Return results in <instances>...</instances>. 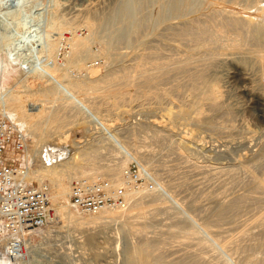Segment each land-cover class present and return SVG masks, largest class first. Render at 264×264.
Here are the masks:
<instances>
[{"label": "rangeland", "instance_id": "374dc122", "mask_svg": "<svg viewBox=\"0 0 264 264\" xmlns=\"http://www.w3.org/2000/svg\"><path fill=\"white\" fill-rule=\"evenodd\" d=\"M180 1L173 0L172 3L171 0H146V2L143 0L145 3H140L144 6H142V11L149 19L146 29H142V32L140 31L136 35L133 33L127 43L121 42L120 45L115 41L116 36L127 26H135L138 21V11L135 13L133 7L135 0L30 1L29 12H33L30 29L20 31L27 41L24 40L25 43L17 42L19 46L32 45L31 42H36V45L31 51L27 50L29 45L22 50L16 48L17 50L13 51L15 55L12 59L9 53L14 50V47H8L6 50L2 48L4 51L0 49V93L7 91L22 95L39 93L41 96L38 97L40 100L37 102L38 107L41 110L45 109L47 114L52 112L51 116L53 117H51L52 123L47 125L37 123L40 125H37L35 129L39 132L42 129L45 131L44 134L40 132L42 135L33 136L30 131L24 128V125L31 122H29V118L18 122L16 120L17 114L12 111L8 112L19 130L27 134L31 144L29 156H18L13 153H9L8 156L11 159L18 158L20 160L23 157L25 162L28 159L34 163L35 160L32 161L31 152L41 147L42 144L56 148L68 146L72 149V155H76V160L74 163L72 162L76 167L75 172L78 169L91 174L101 172L95 180L110 179L112 182L115 180L112 175L113 167L119 162L126 161L123 154H117V148L113 146L112 142L92 140L86 115L82 111L72 106L73 104H67L65 108L63 104L62 108L61 104L53 103L52 96L55 83L47 81L38 73L36 74L32 67L38 64V56L36 55H38V50L42 49L40 43L45 42L50 36L51 39L58 40L52 58L57 67L58 65L64 66L58 72V81L62 83L65 79L73 76H78V78L82 76L81 79L89 77L97 81L91 84V93L89 90V94L85 95L86 100L91 103L89 105L93 107L92 109H97L98 116L104 120L107 126L117 133L116 137L119 143L129 147L131 153L133 151L137 153L135 155L137 158L139 157L138 161L142 162L144 167H148L146 169L154 175L157 187L152 192L146 188L140 190L129 188L132 194L138 196V199L135 197L137 202L134 200L136 206L141 205L138 209L132 203L138 209L137 215L134 213L133 216L136 215L137 217L138 214L139 216L140 213L142 214L140 219H135L134 222L137 223L138 221L139 224H135L134 227L144 231L134 229L132 234V232L129 233L119 226L99 224L96 228L99 232L95 230L96 232L92 231L91 236L89 235L93 243L88 237L90 241H87L86 238L85 244L87 245H85V254L82 256H77L75 246H73L74 236L76 238L75 234L78 235L79 231L73 225L55 219L53 201L51 200L52 217L50 224L35 233L34 238L27 244L23 260L12 262L4 259L2 249V264H29L24 262L27 259L32 261V264H50L51 259L48 260L47 256H53L54 258H51L54 261L60 260L63 264H106L104 259L107 257H109L108 262L110 264H125L127 254L133 247L137 246L136 248L141 249L144 246L145 249L149 246V241L150 245H155L158 248L155 257L157 254L163 255L161 260H165L163 261L164 264L166 262L167 264L168 262L170 264H264V223L258 221L264 215V190L259 187V183L264 182V124L262 122L264 109L251 101V98L249 99L244 93L248 81L243 76L247 70L257 81L258 86H261L262 81H264V69L258 61V55H256L259 50L263 52L259 51L258 53H264V0H182L183 4ZM175 3L178 4V8ZM179 4L182 5L179 6ZM228 12L236 13L239 19L245 21L248 18L252 19V24L240 23L242 27L251 26V29L249 28L250 33L247 28L243 27V30L248 31V36L252 34V37H250L251 35L245 37V31H242L245 34L242 37L246 38L242 39L241 37L242 41L238 38V41L233 42V39L237 38L234 34H229V37L224 38L225 42L223 39L222 41L215 39L214 42L211 39L210 43L212 41V44L214 43L216 46L210 44L209 41H207L208 43H199L188 35L182 34L183 37H180V31L185 28L182 24L186 25L195 19L199 21H201L200 19L206 21L211 18L219 19V17L227 15ZM114 13L119 14V19H123L121 27L124 28L118 30L111 39L109 34L112 33L114 24L112 16ZM59 27L63 28L59 29ZM75 36L82 40L85 39V48L88 50L85 53V56L88 55L86 60L79 63L77 61L73 63L74 61L69 58V43ZM197 43L199 44L197 45ZM206 52L207 54L210 53L211 57L207 56ZM222 57H226L228 60L222 61ZM186 58L187 60H185ZM142 62L147 67L145 64H141ZM158 64L163 68H160ZM140 65L144 66L140 68ZM137 66L140 67L137 68ZM138 69L144 71L145 74L147 72L145 76L149 75L153 82L149 81V77L144 79V75L140 76L142 72ZM145 69L147 70L145 71ZM122 70L124 72L129 70L128 73L130 74L128 75L127 72L123 74ZM137 71L141 73H135ZM196 72L198 73L197 76L195 75ZM151 74L154 79L151 78ZM203 74L206 77L198 81V75ZM259 77H262L261 82H258L260 81ZM206 80L207 82L204 84ZM223 80L230 83L231 87L224 88ZM196 81L197 83H194ZM216 83L220 84L215 93L222 91V95H226L222 96L220 111L217 109L210 110L212 108L209 102L201 97L203 92L208 91L211 85ZM192 84L197 85L200 89L204 86V89L200 90L197 86L193 87ZM195 88L198 90H196L197 92L194 90ZM199 91L201 96L198 94ZM234 105L237 107L234 108ZM241 109L244 110V114L240 111ZM200 110H203L205 116L208 117L206 116L205 119V116H202L206 121L201 117L198 127L193 123L194 117L191 118V115L194 113L192 116H195L196 113L197 116ZM184 111L189 113L186 114ZM0 112H3L2 106H0ZM187 115H190L188 116L189 119ZM179 116L182 118L184 116V118L181 119ZM191 120L194 125L190 123ZM202 120L205 121V124L202 123ZM55 123L56 125H54ZM57 124L61 129L57 133H51V129L55 126L58 127ZM51 134L52 137L49 139L48 136ZM37 139L41 140L38 144ZM53 164H60V162H54L51 165ZM37 165L38 163L33 168L34 171L41 168ZM44 182L50 185L51 195L56 196V187L50 178H46ZM69 202L70 199L65 200L64 203ZM230 202L238 203L237 207L229 206ZM226 206L235 209L229 210ZM135 207L132 208L135 209ZM223 207H226V210ZM72 209L76 213H80L73 207ZM223 211H226V214ZM219 212L223 217L222 219L221 216L219 219ZM139 220L144 222L146 226L141 223V227ZM255 220L259 226H256ZM105 225L107 227H104ZM205 225L222 232V235L220 234L222 237L215 236ZM111 226L119 228V230L116 231L111 240L108 239L110 245L108 244L107 252V249H102L101 239L98 237L100 235L105 237L107 232L112 229ZM180 228H184V230L180 231ZM189 229L190 231L193 230L196 235L193 234L194 236L190 239L189 237L184 238V231L186 230L188 233ZM141 233L143 234L141 235ZM223 236L226 237L225 239L229 237L232 242L230 248L228 247L229 249L224 247L225 245L220 240ZM234 238L236 241L233 244ZM175 241L181 248L177 246ZM172 247L179 248V252L174 253V255L170 252ZM30 251L34 253H30ZM106 255L107 257H105ZM137 264L141 263L138 262Z\"/></svg>", "mask_w": 264, "mask_h": 264}, {"label": "bare ground", "instance_id": "6f19581e", "mask_svg": "<svg viewBox=\"0 0 264 264\" xmlns=\"http://www.w3.org/2000/svg\"><path fill=\"white\" fill-rule=\"evenodd\" d=\"M30 1L31 0H0V49H4V50H6L8 47H14V50H12L9 54V56H10V58L12 59V57L15 55V53H13V51H15V50H22V48H24V47H27V45H29V44H25V45H21V46H19V43L21 42V43H25V41H27V39L26 38H23V35H22V33H20V31L22 32V29H28L29 27H30V25H31V22H32V11H30L29 12V5H30ZM134 1V0H133ZM141 0H135V2H134V4L133 5H135V6H133L134 7V9H135V13H137V11H138V14H137V18H138V21H137V23L135 24V26H132L131 27V25L130 26H127L126 27V29L124 28V27H121L122 26V22H123V19L122 18H120L119 19V14H117V13H114L113 14V21H114V24H113V28H112V33L110 32V34H109V38H111L112 36L114 37L115 36V33L119 30L120 31V29L122 28H124L123 30H124V32H123V30H121V33H119V35L118 36H116V43L117 44H122L121 42H126L127 43V41L129 40V37L131 36V35H133V33L136 35V33H138V32H142V29H146V27H147V22H148V20L149 19H147L148 17H146L145 15H144V13H143V11H142V8L144 7L143 5H141V4H143V3H145L146 2V0H145V2H143V0L141 1V2H143V3H141L140 2ZM149 1V0H148ZM172 1V3H173V0H171ZM178 1V0H177ZM180 1V0H179ZM176 2V1H175ZM181 3H182V0L180 1ZM141 3V4H140ZM147 4V3H146ZM183 4V3H182ZM182 4H179V6L180 5H182ZM143 6V7H142ZM175 6L177 7L178 6V4L176 5V3H175ZM123 7V6H122ZM121 7V8H122ZM178 8V7H177ZM180 8V7H179ZM91 9V8H90ZM173 9V8H172ZM175 9V8H174ZM30 10H31V8H30ZM85 11V10H84ZM88 11V10H87ZM123 11V10H122ZM121 11V13H123ZM149 11V10H148ZM183 11H185V10H183ZM178 12H179V10H178ZM177 12V13H178ZM80 13V12H79ZM90 13V12H89ZM184 13V12H183ZM191 14V13H190ZM121 15V14H120ZM174 15V14H173ZM177 15H180V14H177ZM218 15V14H217ZM220 15H222V14H220ZM219 15V16H220ZM172 16V15H171ZM218 16V17H219ZM201 17V16H200ZM205 17V16H204ZM212 17V16H211ZM182 18V17H181ZM202 18V17H201ZM178 19V18H177ZM207 19V18H206ZM245 19V18H244ZM247 19V18H246ZM75 20V19H74ZM83 20V19H82ZM196 20V21H195ZM194 21H190L189 23H186V25L185 24H182V25H184L183 27H185V28H181L182 29V31H180L179 29H178V31H180L181 32V35H180V37L182 36L183 37V35L182 34H184V36H189V37H191L192 39H194L195 41H197V42H199V43H201V42H207V41H209V43H210V40L212 39L213 40V42L215 41V39H217V40H220V41H222V39L224 40V38H226V37H229L228 35L229 34H234L235 35V38L236 39H233V42H236V41H238V38H240L241 39V37L244 35L245 36V34H246V36L245 37H249L250 35V37H252V34H249V36L247 35V32L245 31V30H243V27L242 26H240V23L242 24V23H244V25H245V23H248V24H252V19H247L246 21L245 20H243V19H239V17L237 16V14L236 13H232V12H228V14L227 15H223L221 18L219 17V19H215V18H211L209 21H206V20H202V19H200L201 21H199L198 19H195ZM208 20V19H207ZM254 20V19H253ZM65 21H66V19H65ZM88 21V20H87ZM66 25V24H65ZM70 25V24H69ZM75 25V24H74ZM94 25V24H93ZM123 25H124V23H123ZM247 25V24H246ZM68 26V25H67ZM251 27V26H250ZM250 27H247V26H245L244 28H247V30H249V28ZM61 27H59V29H60ZM63 28V27H62ZM61 28V29H62ZM173 28H175V27H173ZM30 29V28H29ZM73 29V28H72ZM251 29V28H250ZM91 30V29H90ZM176 30V29H175ZM169 31V30H168ZM171 31V30H170ZM242 31H245V34H243L242 33ZM28 32V31H27ZM171 32H173V31H171ZM251 32V30H249V33ZM29 33V32H28ZM117 35V34H116ZM254 35V34H253ZM19 36H21L20 37V39H19ZM54 36V35H53ZM49 38H47V40L45 41V42H41L40 43V45H42V49H40V50H38V55H36V56H38L37 57V61H38V64L36 65L35 64V62H34V64L36 65H33L32 67H33V70L36 72V74L38 73L39 74V76H41L42 78H44V79H46L47 81H53L54 83H55V87H54V89H53V103H58V104H61L62 105V108H63V104H64V108H65V106L67 105V104H70V105H72V106H74V107H76V108H78L80 111H82L85 115H86V117L89 115V113L90 114H93L94 116H96V117H98V118H100L99 116H98V113L96 112V110L95 109H92L93 107H91L89 104H91L90 102H88L87 100H86V97H85V95H87V94H89V90H90V93H91V84H93V83H95V81L94 80H92L91 78H89V77H83V79H81V77H79L78 78V76L76 77H70V78H67V79H65L62 83H61V81H58V72L61 70L60 68L61 67H64V66H62V65H58V67H57V64H55V61L53 60V52H54V47H55V44L56 43H58V42H56V41H58L57 39H51L50 38V36H48ZM18 38V39H17ZM134 38V37H133ZM170 38V37H169ZM187 38V37H186ZM234 38V37H233ZM255 38V37H254ZM22 39V40H21ZM112 39V38H111ZM242 39H246V38H244V37H242ZM242 39H241V41H242ZM25 40V41H24ZM188 40H190V39H188ZM232 40V39H231ZM19 43H18V42ZM36 41V40H35ZM88 41V40H87ZM165 41V40H164ZM192 41V40H191ZM240 41V40H239ZM17 42V43H16ZM89 42V41H88ZM224 42H225V40H224ZM229 42V41H228ZM29 43V42H28ZM39 43V42H38ZM85 39H79V37H74V39L73 40H71V42L69 43L70 44V53H69V58H71V60H73L74 62L73 63H75V61H77L78 63L79 62H82V61H85L86 59V56L88 57V55L86 54V56H85V53L88 51V50H86V48H85ZM199 43H197V45L199 44ZM208 43V42H207ZM255 43V42H254ZM260 43V42H259ZM258 43V44H259ZM31 44L32 45H29L28 46V49L27 50H30L31 51V49L33 50V48H35V45H36V42H31ZM119 44V45H120ZM132 44V43H131ZM174 44V43H173ZM182 44V43H181ZM187 44V43H186ZM210 44H212V41H211V43ZM216 44H217V42H216ZM218 44H219V42H218ZM222 44V43H221ZM231 44H233V43H231ZM118 45V46H119ZM179 45V44H178ZM203 45V44H202ZM206 45V44H205ZM204 45V46H205ZM212 45H215L214 43L212 44ZM224 45H226V44H224ZM229 45V44H228ZM235 45H237V44H235ZM240 45V44H239ZM251 45V44H250ZM261 45H262V43H261ZM264 45V44H263ZM39 46V45H38ZM115 46V45H114ZM127 46V45H126ZM176 46V45H175ZM206 46H208V45H206ZM216 46V45H215ZM222 46V45H221ZM231 46V45H230ZM20 47V48H19ZM88 47V46H87ZM172 47V46H171ZM214 47V46H213ZM233 47H235L234 46V44H233ZM263 47V46H262ZM17 48V49H16ZM125 48V47H124ZM146 48V47H145ZM167 48V47H166ZM190 48V47H189ZM199 48V47H198ZM260 48V47H259ZM2 49V50H3ZM148 49V48H147ZM218 49V48H217ZM231 49V48H230ZM3 50V51H4ZM120 50V49H119ZM245 50V49H244ZM264 50V49H263ZM8 51V50H7ZM35 51V50H34ZM118 51V50H117ZM151 51V50H150ZM156 51V50H155ZM232 51V50H231ZM253 51H255V50H253ZM260 51V50H259ZM258 51V52H259ZM113 52V51H112ZM166 52V51H165ZM174 52V51H173ZM176 52V51H175ZM256 53V55H258V61L261 63V65H262V67H263V69H264V53H262V54H260V53ZM260 52H263V51H260ZM8 53V52H7ZM209 53V52H208ZM21 54V53H20ZM147 55V54H146ZM177 55V54H176ZM184 55V54H183ZM206 55L207 56H210V53L209 54H207V52H206ZM212 55V54H211ZM228 55V54H227ZM169 56V55H168ZM194 56V55H193ZM225 56V55H224ZM29 57V56H28ZM30 57H32V56H30ZM44 57H45V59H44ZM46 57H47V59H46ZM108 57V56H107ZM151 57V56H150ZM202 57V56H201ZM211 57V56H210ZM227 57V56H226ZM226 57H222V61H227L228 60V58H226ZM231 57V56H230ZM229 57V58H230ZM14 58V57H13ZM20 58V57H19ZM163 58V57H162ZM161 58V59H162ZM181 58V57H180ZM204 58V57H203ZM17 59V58H16ZM22 59V58H21ZM27 59V58H26ZM151 59V58H150ZM205 59V58H204ZM240 59V58H239ZM27 60H29V59H27ZM35 60V59H34ZM49 60H51L52 62H50ZM69 60V59H68ZM149 60V59H148ZM152 60H154V59H152ZM157 60H158V58H157ZM156 60V61H157ZM185 60H187V58L185 59ZM191 60V59H190ZM211 60V59H210ZM159 61V60H158ZM204 61V60H203ZM207 61H208V59H207ZM71 62V61H70ZM70 62H68V63H70ZM153 62V61H152ZM161 62V61H160ZM193 62V61H192ZM196 62V61H195ZM51 63V64H50ZM72 63V62H71ZM72 63V64H73ZM91 63V62H90ZM138 63V62H137ZM140 63V62H139ZM138 63V64H139ZM166 63V62H165ZM173 63V62H172ZM179 63V62H178ZM194 63V62H193ZM209 63H210V61H209ZM31 64V63H30ZM141 64H145V63H141ZM151 64V63H150ZM159 64H161V63H159ZM158 64V65H159ZM166 64H168V63H166ZM184 64H185V62H184ZM189 64H191V63H189ZM162 65V64H161ZM192 65V64H191ZM190 65V66H191ZM141 66V67H140ZM140 66H137V68L138 67H140V68H142V66H144V65H140ZM145 66H146V64H145ZM153 66V65H152ZM160 66V65H159ZM166 66H168V65H166ZM183 66V65H182ZM24 67V66H23ZM147 67V66H146ZM185 67H186V65H185ZM185 67H184V69H185ZM205 67V66H204ZM29 68V67H28ZM81 68L83 69V66H81ZM88 68V67H87ZM145 68V67H144ZM160 68H163V67H161L160 66ZM164 68H165V66H164ZM169 68V67H168ZM181 69H183L182 67H180ZM193 68V67H192ZM30 69V68H29ZM86 69V68H85ZM149 69V68H148ZM156 69V68H155ZM166 69V68H165ZM181 69H180V71H181ZM84 70V69H83ZM135 70H137V69H135ZM138 70H140V69H138ZM144 70V69H143ZM147 69H145V71H146ZM150 70V69H149ZM167 70V69H166ZM170 70V69H169ZM79 71H80V68H79ZM129 71V70H128ZM128 71H126L127 72V74L129 75L130 73H128ZM141 72H142V70H140ZM160 71V70H159ZM172 71V70H171ZM179 71V72H180ZM183 71H185V70H183ZM198 71V70H197ZM122 72H123V74L124 73H126V72H124L123 70H122ZM141 72H135V73H141ZM151 72V71H150ZM150 72H148L149 74H150ZM168 72V71H167ZM166 72V73H167ZM199 72V71H198ZM117 73V72H116ZM143 73V74H142ZM141 74H140V76L141 75H144V79H146V78H148L149 77V81H151V82H153L151 79H150V76L148 75L147 77L145 76L146 74H147V72H146V74L144 73V71L142 72ZM162 73V72H161ZM164 73V72H163ZM195 73V72H194ZM200 73V72H199ZM154 74V73H153ZM188 74V73H187ZM197 72H196V76H197ZM200 74H202V73H200ZM126 75V74H125ZM152 75V74H151ZM157 75V74H156ZM193 75V74H192ZM194 75V76H195ZM254 75V74H253ZM124 76V75H123ZM127 76V75H126ZM131 76H132V74H131ZM139 76V77H140ZM191 76V75H190ZM194 76H192L193 78H195ZM243 76H244V78H245V80L246 81H248V85L246 84V86L247 87H245V89H244V93H246V95L249 97V99L251 98V101H254L260 108H262V109H264V81H262V77L260 78V81H258V82H261L262 81V83H261V86H258L257 85V81L253 78V76L250 74V72L248 73L247 72V70L243 73ZM264 76V75H263ZM133 77L135 78V75H133ZM153 77V75L151 76V78ZM192 77H190V78H192ZM203 77H206V76H204V74L203 75H198V77H197V79H198V81L200 80L201 81V79L203 78ZM209 77V76H208ZM241 77V76H240ZM117 78V77H116ZM124 78V77H123ZM126 78V77H125ZM128 78H130V77H128ZM133 78V79H134ZM156 78V77H155ZM160 78H161V75H160ZM185 78V77H184ZM192 78V79H193ZM264 78V77H263ZM115 79V78H114ZM132 79V78H131ZM142 79V78H141ZM152 79H154V78H152ZM159 79V78H158ZM186 79V78H185ZM196 79V78H195ZM128 80V79H127ZM156 80V79H155ZM160 80V79H159ZM191 80V79H190ZM258 80V79H257ZM264 80V79H263ZM112 81H113V79H112ZM111 81V82H112ZM115 81V80H114ZM143 81H145V80H143ZM147 81V80H146ZM192 81V80H191ZM214 81H216V80H214ZM221 81V80H220ZM219 81V82H220ZM224 81V88L225 87H231L230 86V83H227V82H225V80H223ZM97 82V81H96ZM123 82V81H122ZM132 82V81H131ZM134 82V81H133ZM148 82V81H147ZM150 82V83H151ZM193 82V81H192ZM191 82V83H192ZM207 82V80L204 82V84ZM130 83V82H129ZM145 83V82H144ZM149 83V82H148ZM147 83V84H148ZM158 83V82H157ZM194 83H197V81L196 82H194ZM198 83H200V82H198ZM223 83V82H222ZM97 84V83H96ZM146 84V85H147ZM203 84V85H204ZM208 84V83H207ZM209 84H210V81H209ZM220 84V83H219ZM219 84H214L213 86L211 85V87L210 86H207V87H210V89H208V91H206V92H203V90H202V96H201V94H199L200 93V91L198 92V94L201 96V97H203V99H205L206 101H208L209 102V105H210V107L212 108V109H210V110H213V109H217V111L219 110L220 111V106L222 105V100L221 99H223L222 98V96H226V95H222V91H220V92H217V93H215V91H216V88L218 89L219 88ZM232 84V83H231ZM154 85V84H153ZM196 85V84H195ZM201 85V84H200ZM260 85V84H259ZM192 86L193 87H196V86H194V84H192ZM221 86V85H220ZM96 87V86H95ZM204 87V86H203ZM203 87H201V89L203 88ZM242 87V86H241ZM97 88V87H96ZM122 88V87H121ZM156 88V87H155ZM160 88H162V87H160ZM197 88H199L198 86H197ZM205 88H206V86H205ZM221 88V87H220ZM98 89V88H97ZM193 89V88H192ZM200 89V88H199ZM200 89V90H201ZM204 89V88H203ZM240 89H243V88H240ZM94 90V89H93ZM170 90V89H169ZM195 91L197 90L196 88L194 89ZM206 90H207V88H206ZM227 90H228V88H227ZM96 91V90H95ZM112 91V90H111ZM156 91V90H155ZM198 91V90H197ZM196 91V92H197ZM205 91V90H204ZM218 91V90H217ZM224 91H225V89H224ZM50 92V91H49ZM94 92V91H93ZM193 92V91H192ZM242 92V93H243ZM14 93V92H13ZM12 92H10V91H7L6 93H0L1 94V96H0V106H2V110L3 111H5L6 113H8V112H10V111H12V112H14L15 114H17V117H16V120L18 121V122H21V121H23V119H25V118H29V124L28 125H24V128H25V130H27V131H30L31 133H32V135L33 136H35V135H40L41 133L40 132H43L42 134H44V131L45 130H40V132L38 131V130H36L35 129V127L37 126V125H40V124H45V125H47V124H49V123H52V121H51V117H53V116H51L52 115V112L51 113H45L46 112V110L45 109H43V110H41L39 107H38V104H37V102H39L40 100L38 99V97L39 96H41V95H39V93L37 94V93H31V94H13ZM153 93V92H152ZM181 93V92H180ZM220 93V94H219ZM228 93V92H227ZM148 94V93H147ZM197 94V93H196ZM229 94V93H228ZM92 95V94H91ZM157 95V94H156ZM43 96V95H42ZM201 97H199V98H201ZM40 98V97H39ZM121 99V98H120ZM158 99V98H157ZM162 99V98H161ZM198 99V98H197ZM225 99V98H224ZM237 99V98H236ZM145 100V99H144ZM201 100V99H200ZM229 100H230V98H229ZM239 100V99H238ZM228 101V100H227ZM48 102H50V101H48ZM63 102V103H62ZM65 102H69V103H65ZM101 102V101H100ZM202 102H203V100H202ZM47 103V102H46ZM148 103V102H147ZM240 103V102H239ZM229 104H230V102H229ZM237 104V103H236ZM255 104V105H256ZM187 105V104H186ZM232 105V104H231ZM238 106H241V105H239V104H237ZM56 106V105H55ZM60 106V105H59ZM67 107V106H66ZM186 107V106H185ZM235 107H237V106H235L234 105V108ZM219 108V109H218ZM125 109V108H124ZM163 109H165V108H163ZM190 109V108H189ZM242 109H244L243 107H242ZM242 109L240 110L241 112H243V114H244V110L242 111ZM45 110V111H44ZM198 110V109H197ZM197 110H195V111H197ZM238 110V109H237ZM180 111V110H179ZM182 111V110H181ZM236 111V110H235ZM239 111V112H240ZM185 112V111H184ZM238 112V111H237ZM126 113V112H125ZM149 113V112H148ZM177 113H179V112H177ZM186 114H188L189 112H185ZM184 113V114H185ZM198 115L196 116V113H195V116H192L191 115V118H193L192 120H193V123H195V125L197 126L198 125V127H199V122H200V120H201V117L202 116H205V114H204V112H203V110H200V111H198ZM207 113V112H206ZM180 114V113H179ZM191 114V113H190ZM215 114V113H214ZM236 114V113H235ZM9 115H10V113H9ZM14 115V114H13ZM181 115V114H180ZM229 115V114H228ZM238 115V114H237ZM11 116V115H10ZM177 116H178V114H177ZM182 116V115H181ZM185 116V115H184ZM184 116H183V118H184ZM188 116H190V115H187V117ZM207 116V115H206ZM206 116H205V119H206ZM262 116V115H261ZM180 117V116H179ZM208 117V116H207ZM57 118V117H56ZM181 119H183L182 117H180ZM203 119H204V117H202ZM242 118V117H241ZM55 119V118H54ZM60 119V118H59ZM101 119V118H100ZM188 119H189V117H188ZM204 119V120H205ZM52 120H53V118H52ZM56 120H58V119H56ZM103 120V119H102ZM192 120H191V124H193L192 123ZM204 120H202L203 122L202 123H204L205 124V121ZM248 120V119H247ZM51 121V122H50ZM104 121V120H103ZM209 121V120H208ZM207 121V122H208ZM219 121V120H218ZM56 122V121H55ZM262 122H263V124H264V116H262ZM37 123H40V124H37ZM57 123V122H56ZM56 123L54 124V125H56ZM189 123V122H188ZM189 123V124H190ZM190 124V125H191ZM207 124V123H206ZM60 125V124H59ZM194 125V124H193ZM57 126H58V124H57ZM203 126H205V125H203ZM209 126V125H208ZM52 127V126H51ZM56 127V126H55ZM54 127V128H55ZM53 128V129H54ZM53 129H51V133H57L58 132V130L59 129H61V127H56L54 130ZM229 129V128H228ZM236 129V128H235ZM248 130V129H247ZM36 131V132H35ZM47 131V130H46ZM48 132V131H47ZM50 132V131H49ZM53 133V134H54ZM191 133V132H190ZM250 133V132H249ZM41 134V135H42ZM50 134V133H49ZM117 134V133H116ZM255 136V135H254ZM49 137H52V134H51V136H48V138ZM114 138H111L112 140H111V142L114 144L113 146H115L117 149H116V151H117V154H123L124 155V157L126 158V161H122V162H119V163H117L114 167H113V170H112V175L115 177V180L113 181V184L115 185V186H119V185H123V184H125V180H124V178H123V176H124V170H125V168L127 167V164L131 161V160H138V158L136 157V155L135 154H137V153H135L134 151V153L132 154L131 153V151H130V148L129 147H127L126 145H122V144H120L119 143V141H118V138L116 137V135L114 134V136H113ZM163 138V137H162ZM42 139V138H41ZM50 139V138H49ZM65 139H67V138H65ZM61 140V139H60ZM41 141V140H40ZM38 139H37V144L40 142ZM154 141V140H153ZM47 142V141H46ZM102 142V141H101ZM42 143V142H41ZM80 143H82V142H80ZM104 143V142H103ZM36 144V143H35ZM33 145V144H32ZM40 145V144H39ZM43 145V144H42ZM67 145V144H66ZM37 146V145H36ZM46 146V145H45ZM48 146V145H47ZM173 148V147H172ZM38 149V148H37ZM37 149H35L33 152H31V157H32V160H35L40 154H39V152H38V150ZM136 149V148H135ZM58 150L60 151V153H61V155L63 156L62 158H61V162H60V164H53V165H46V166H43V167H41L39 170H37V171H34L33 170V172L31 173V178L32 179H35V180H37V181H39L40 182V184L41 183H44V180L46 179V178H50V180L52 181V183L54 184V186L56 187V196H54V194L53 195H51L52 197H51V200L53 201V207H54V217H55V219H59V220H62V221H64L65 223L67 222V224H70V225H73V227H75L76 228V230L77 231H79V233H78V235H77V233L75 234L76 235V238H75V236H74V242H73V246H75V250H76V253L78 254L77 256H82L83 254H85L84 253V250L86 249V247H85V245H87V244H85V240H86V238L88 237L89 238V235L91 234V232L93 231V232H96V231H98V230H96V228H97V226L99 225V224H110V225H113L114 227L115 226H119V228H121V229H124V230H126V231H128L129 233H131L132 232V234L134 233L133 231H135V230H140L139 228H136L135 229V227L134 226H136L135 224H137L138 223V221H137V223L136 222H134L135 221V219L136 220H138V219H140L141 217V213H140V210H141V208H140V210L138 211L139 213H140V216H139V214H138V216L136 217V211L139 209V207L141 206V205H138V207L136 206V202H137V200H135V197H136V195H134V194H132L131 193V190L130 189H128V192H127V201H128V206L125 208V209H116V208H104V209H102L101 211H99L98 213H96V214H80V213H76L73 209H72V207H73V205L69 202V203H64L65 202V200H68V199H70V186H71V182H72V180L74 179V178H78V177H82V178H88V179H91V180H95V178L97 177V175L98 174H100L99 172H94V173H90V172H86V171H80L79 169L77 170V172H75V170H76V167H75V165H73L72 164V162L74 163V161L76 160V155L74 154V155H72V149L70 148V147H68V146H62V147H59L58 148ZM133 150V149H132ZM157 151V150H156ZM151 154V153H150ZM181 154V153H180ZM157 156V155H156ZM143 157V156H142ZM152 157V156H151ZM77 158H78V156H77ZM81 158V157H80ZM80 158H79V160H80ZM186 159V158H185ZM81 161V160H80ZM79 161V162H80ZM78 162V163H79ZM150 163V162H149ZM52 164V163H51ZM253 164V163H252ZM76 165H77V163H76ZM78 166V165H77ZM144 168H148V167H144ZM164 168V167H163ZM261 168V167H260ZM80 171V172H79ZM171 171V170H170ZM176 171V170H175ZM198 171V170H197ZM167 173V172H166ZM182 174V173H181ZM91 176H94L93 178H89V177H91ZM210 176V175H209ZM227 177V176H226ZM163 178V177H162ZM258 178V177H257ZM225 179V178H224ZM103 180V179H102ZM199 180H200V178H199ZM189 183V182H188ZM189 186V185H188ZM174 187V186H173ZM257 187V186H256ZM259 187H261L260 189H262V190H264V182H261V183H259ZM213 188V187H212ZM256 189V188H255ZM259 189V188H258ZM177 191V190H176ZM195 191V190H194ZM248 191V190H247ZM261 191V190H260ZM258 192V191H257ZM155 194H156V192H155ZM226 195V194H225ZM184 196V195H183ZM69 197V198H68ZM138 197V196H137ZM136 197V198H137ZM142 197H143V195H142ZM147 197V196H146ZM149 197V196H148ZM147 197V198H148ZM138 199V198H137ZM145 199V198H144ZM150 199V198H149ZM156 199V198H155ZM159 199V198H158ZM237 199V198H236ZM243 199V198H242ZM245 199V198H244ZM134 200L136 201V202H134ZM163 200V199H162ZM158 202H159V200H158ZM166 202V201H165ZM241 202H243V201H241ZM259 202V201H258ZM132 203L138 208H136L134 205H132ZM160 203V202H159ZM263 203V202H262ZM220 204V203H219ZM238 204V203H237ZM237 204H235V203H231L230 202V204H229V206H236ZM228 205V204H227ZM246 205V204H245ZM132 207H135V209H133ZM227 207V206H226ZM226 207H223V208H225V210H226ZM237 207V206H236ZM74 208V207H73ZM222 208V209H223ZM242 208V207H241ZM227 209H235V208H228L227 207ZM246 209V208H245ZM229 210H228V213H229ZM237 210H238V208H237ZM248 210H250V209H248ZM146 211V210H145ZM137 212V213H138ZM169 212V211H168ZM220 212H222V210H220ZM220 212H219V219H220V216H221V214H220ZM224 212V214H226L225 212L226 211H223ZM233 212H236V211H234L233 210ZM264 212V211H263ZM134 213L136 214L135 216H133L134 215ZM202 213V212H201ZM155 214V213H154ZM232 214V213H231ZM223 215V214H222ZM260 215H263V214H260ZM200 216V215H199ZM224 216V215H223ZM255 216V215H254ZM177 217V216H176ZM216 217V216H215ZM144 218V217H143ZM142 218V219H143ZM216 218H218V217H216ZM223 217L221 216V219H222ZM239 218V217H238ZM257 218H259V217H257ZM132 219H134V220H132ZM132 220V221H131ZM218 220V219H217ZM257 220V219H256ZM255 220V221H256ZM255 221H254V225H255ZM259 222H262V224L264 223V215L263 216H261L260 217V220H258ZM139 222H140V220H139ZM224 222V221H223ZM257 222V221H256ZM141 223H142V225L144 224V222H140V226L142 227V225H141ZM139 224V223H138ZM137 224V225H138ZM145 225V224H144ZM220 225V224H219ZM258 225V222H257V224H256V226ZM113 226H111L112 227V229L111 230H109L108 232H107V235L104 237V236H102V235H100L99 233V235H100V237H98V238H100L101 239V244H102V246H103V248L102 249H107V252H108V248L107 247H109V240H111V238L113 237V236H115V233H116V231H118L119 230V228H114ZM140 226H137V227H140ZM146 226V225H145ZM148 226V225H147ZM206 226V225H205ZM218 226V225H217ZM259 226V225H258ZM70 227V226H69ZM104 227H107L106 225L104 226ZM109 227V226H108ZM207 227V229L211 232V233H213L215 236H217L218 238L222 235L221 233L222 232H220L219 230H215V228L214 229H212L211 227H209L208 225L206 226ZM232 227V226H231ZM102 228V227H101ZM114 228V229H113ZM144 228V227H143ZM229 228V227H228ZM253 228V227H252ZM104 229V228H103ZM108 229V228H107ZM135 229V230H134ZM172 229V228H171ZM187 229V228H186ZM202 229V228H201ZM217 229H218V227H217ZM231 229V228H230ZM229 229V230H230ZM249 230L251 229V228H248ZM96 230V231H95ZM100 230V229H99ZM142 231H144L143 229H141ZM181 230H184V228L183 229H181L180 228V231ZM188 230V229H187ZM141 231V232H142ZM246 231V230H245ZM263 231V230H262ZM99 232V231H98ZM137 232V231H136ZM172 232V231H171ZM183 232V231H182ZM182 232H180V233H182ZM185 233H186V230L184 231ZM190 232V233H189ZM189 232L188 233H184V238L185 237H189V239L190 238H192L194 235L193 234H195V233H193V230L192 231H190V229H189ZM106 233V232H105ZM140 233V232H139ZM139 233H137V234H139ZM169 233H170V231H169ZM172 233H174V232H172ZM247 233H249L248 231H247ZM261 233V232H260ZM102 234V233H101ZM137 234H136V236H137ZM143 233H141V235H142ZM146 234V233H145ZM160 234H162V233H160ZM171 234V233H170ZM221 234V235H220ZM232 234V233H231ZM245 235H246V233H244ZM150 235V234H149ZM173 235V234H172ZM171 235V236H172ZM196 235V234H195ZM234 235V234H233ZM243 235V234H242ZM91 236V235H90ZM140 236V235H139ZM145 236V235H144ZM147 236V235H146ZM248 236V235H247ZM222 237V236H221ZM220 237V238H221ZM231 237V236H230ZM87 238V241H90L89 239ZM139 238V237H138ZM160 238V237H159ZM173 238V237H172ZM186 238V239H187ZM224 238V239H223ZM223 238L222 239H220L222 242V244L223 245H225L224 247H229L230 248V244L232 243L231 242V240L229 239V237L227 238V239H225L226 237H224L223 236ZM239 238V237H238ZM109 239V240H108ZM167 239H169V238H167ZM216 239V238H215ZM232 239H233V237H232ZM235 239V238H234ZM249 239V238H248ZM170 240V239H169ZM240 240V239H239ZM113 241V240H112ZM160 241V240H159ZM178 241H180V240H178ZM182 241V240H181ZM190 241V240H189ZM193 241V240H192ZM235 241H236V239L234 240V242H233V244L235 243ZM238 241V240H237ZM91 242L93 243V241L91 240ZM150 242V241H149ZM149 242H148V247L147 248H145L144 249V246H143V248H136L137 246H135V247H133V249H131L128 253L129 254H127L128 256H127V259H126V262H125V264H137L138 262L139 263H141V264H152V263H154V264H164V262L163 261H165V260H161L162 259V257H163V255L162 256H160V255H158L157 254V256L155 257V253H157L156 252V249H158V248H156L155 247V245H150L149 244ZM176 242V241H175ZM220 242V241H219ZM261 242V241H260ZM88 243H90V242H88ZM160 243H161V241H160ZM185 243V242H184ZM202 243V242H201ZM109 244V245H108ZM154 244V243H153ZM162 244V243H161ZM170 244V243H169ZM176 244H177V242H176ZM181 244V243H180ZM188 244V243H187ZM221 244V245H222ZM89 245H91V244H89ZM94 245V244H93ZM183 245V244H182ZM193 245V244H192ZM198 245V244H197ZM205 245V244H204ZM209 245V244H208ZM232 245V244H231ZM236 245V244H235ZM263 245V244H262ZM147 246V245H146ZM145 246V247H146ZM162 246H164V245H162ZM177 246H178V244H177ZM219 246V245H218ZM245 246V245H244ZM176 247V246H175ZM175 247H172L171 248V250L172 251H170V252H172L173 254L175 253V254H177L178 252H179V248H175ZM178 247H180L181 248V246H178ZM197 247V246H196ZM205 247V246H204ZM234 247V246H233ZM237 247V246H236ZM256 247V246H255ZM163 248V247H162ZM165 248V247H164ZM207 248V247H206ZM228 248V249H229ZM2 249H3V251H4V242H3V240H0V264H2L3 262H2V257H1V251H2ZM231 249H232V246H231ZM235 249V248H234ZM255 249V248H254ZM182 250V249H181ZM236 250V249H235ZM238 250H240V249H238ZM74 251V250H73ZM186 251V250H185ZM234 251V250H233ZM29 252V251H28ZM232 252V251H231ZM30 253H34L33 251L31 252L30 251ZM29 253V254H30ZM233 253V252H232ZM235 253V252H234ZM239 253V252H238ZM99 254V253H98ZM172 254V255H173ZM174 254V255H175ZM36 255V254H35ZM35 255H33L34 256V258H36L35 257ZM247 255V254H246ZM37 256V255H36ZM40 256V255H39ZM85 256V255H84ZM31 257V256H30ZM43 257V256H42ZM51 257H53V256H47L46 258L48 259V260H50L51 259V262H50V264H63L62 263V261H60V260H58V261H54ZM105 257H107V255L105 256ZM104 257V258H105ZM111 257V256H110ZM161 257V258H160ZM205 257V256H204ZM34 258H33V260H34ZM54 258V257H53ZM84 258H86V256L84 257ZM56 259H58V258H56ZM62 259V258H61ZM108 259H109V257H107L106 259H104L105 260V262L104 263H108V264H110L109 262H108ZM193 259V258H192ZM25 260V259H24ZM38 259L36 258V261H37ZM111 260V259H110ZM109 260V261H110ZM195 260V259H194ZM222 260V259H221ZM190 261V260H189ZM241 261V260H240ZM252 261V260H251ZM261 261V260H260ZM24 262H28L29 264H32L31 262L32 261H30V260H26V261H24ZM37 262H39V260L37 261ZM64 262H65V260H64ZM35 263V262H34ZM41 263V262H40ZM91 263V262H90ZM186 263V262H185ZM219 263V262H218ZM254 263V262H253ZM23 264V263H22ZM39 264V263H38ZM66 264V263H65ZM166 264H167V262H166ZM168 264H170L169 262H168ZM215 264V263H214Z\"/></svg>", "mask_w": 264, "mask_h": 264}, {"label": "built area", "instance_id": "2783aa9c", "mask_svg": "<svg viewBox=\"0 0 264 264\" xmlns=\"http://www.w3.org/2000/svg\"><path fill=\"white\" fill-rule=\"evenodd\" d=\"M92 140L111 142L116 132L100 118L86 117ZM30 139L13 123L9 113L0 112V240L4 242V259L23 260L27 244L50 224L52 217L51 187L31 178L33 168L61 162L63 157L56 147L42 145L35 162L23 157L9 162V153L28 155ZM110 157V156H109ZM34 161V160H32ZM125 184L115 186L110 179L91 180L74 178L70 186V203L83 214H96L104 208L125 209L129 188L156 190L154 175L143 163L131 160L124 170Z\"/></svg>", "mask_w": 264, "mask_h": 264}, {"label": "crops", "instance_id": "0c3cea01", "mask_svg": "<svg viewBox=\"0 0 264 264\" xmlns=\"http://www.w3.org/2000/svg\"><path fill=\"white\" fill-rule=\"evenodd\" d=\"M16 159H11V157H9V162H15Z\"/></svg>", "mask_w": 264, "mask_h": 264}]
</instances>
